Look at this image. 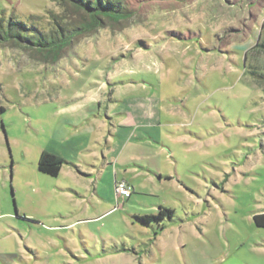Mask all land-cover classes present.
<instances>
[{
	"label": "rangeland",
	"instance_id": "374dc122",
	"mask_svg": "<svg viewBox=\"0 0 264 264\" xmlns=\"http://www.w3.org/2000/svg\"><path fill=\"white\" fill-rule=\"evenodd\" d=\"M103 1L105 25L57 61L0 44V264H264V0ZM75 8L0 0V17L49 31L88 20ZM126 109L152 114L139 140L115 139L130 198L84 165L39 171L81 114L117 126ZM160 205L164 230L137 218Z\"/></svg>",
	"mask_w": 264,
	"mask_h": 264
},
{
	"label": "trees",
	"instance_id": "16d2710c",
	"mask_svg": "<svg viewBox=\"0 0 264 264\" xmlns=\"http://www.w3.org/2000/svg\"><path fill=\"white\" fill-rule=\"evenodd\" d=\"M71 3L74 7H77L75 10L86 12L88 20L76 24L63 17L55 16L56 26L49 31H43L36 24L28 26L26 22L21 19H15V17L9 18L8 21L4 17H0V44L29 49L38 53L46 61H57L62 56L63 50L70 45L73 39L105 25L103 20L105 16H102L99 11L104 8L103 0L98 2L94 0H71ZM121 3L122 1H108V5L112 7ZM120 7L121 5H119V11L124 12L123 8ZM252 51L253 54L264 52V39L258 40ZM257 67L258 65L254 64L251 68L256 69ZM65 163L67 161L63 157L44 150L39 159L38 169L42 173L56 177L60 174ZM174 213V209L160 205L157 213L137 218L146 226H150L153 222L157 223L158 229L162 231L165 228V221L173 219ZM254 220L258 226L264 227V212L254 215ZM158 233V231L155 232L156 235Z\"/></svg>",
	"mask_w": 264,
	"mask_h": 264
},
{
	"label": "crops",
	"instance_id": "0c3cea01",
	"mask_svg": "<svg viewBox=\"0 0 264 264\" xmlns=\"http://www.w3.org/2000/svg\"><path fill=\"white\" fill-rule=\"evenodd\" d=\"M107 113L109 114V111H107ZM126 113L127 117L123 119L118 118L119 121L117 126H115L113 122L116 117L113 111L110 112V114H113V117L110 118L111 124L104 119L100 111L85 112L78 117V121L76 122L77 125H75L73 131L71 130L66 134L60 131L57 136L53 135L46 150L63 157L67 161V163L63 165L61 171H63L66 166L74 169L73 167H75V163H77L78 165H84L88 168V172L91 174L104 173L108 176H112L114 178V185L118 180L127 181V179L118 176L120 170L118 171L116 168L118 166H127L129 161L125 163L121 160L123 153L119 155V149L115 152V139L117 136L121 135L127 143L135 140V137L139 140L136 131L140 129L141 124L146 122V119L152 117V114L148 111V115L151 114V116L149 115L150 117H147L145 112L141 110H127ZM135 129L136 131H134ZM93 135H97L94 145L90 143ZM104 140L106 141L105 145L101 143ZM96 143L100 144V146L96 145ZM99 147H103V149L100 151L98 150ZM100 154H102V156ZM150 168L154 167L152 166ZM126 172L127 170H125L124 174H126Z\"/></svg>",
	"mask_w": 264,
	"mask_h": 264
},
{
	"label": "built area",
	"instance_id": "2783aa9c",
	"mask_svg": "<svg viewBox=\"0 0 264 264\" xmlns=\"http://www.w3.org/2000/svg\"><path fill=\"white\" fill-rule=\"evenodd\" d=\"M133 186L126 180H118L115 182V192H116V201L117 205H120V202L125 201L130 198L133 193Z\"/></svg>",
	"mask_w": 264,
	"mask_h": 264
}]
</instances>
